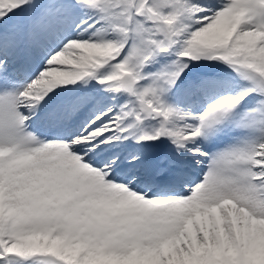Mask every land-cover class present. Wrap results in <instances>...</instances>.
<instances>
[{"label": "snow or ice", "instance_id": "6c2138e0", "mask_svg": "<svg viewBox=\"0 0 264 264\" xmlns=\"http://www.w3.org/2000/svg\"><path fill=\"white\" fill-rule=\"evenodd\" d=\"M0 264H264V0H0Z\"/></svg>", "mask_w": 264, "mask_h": 264}]
</instances>
